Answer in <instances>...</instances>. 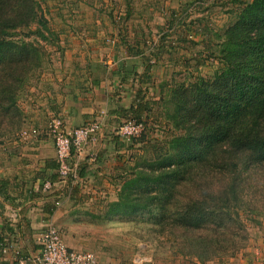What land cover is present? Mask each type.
<instances>
[{
    "label": "rangeland",
    "instance_id": "obj_1",
    "mask_svg": "<svg viewBox=\"0 0 264 264\" xmlns=\"http://www.w3.org/2000/svg\"><path fill=\"white\" fill-rule=\"evenodd\" d=\"M37 1V18L43 14L46 24L36 19L16 29L15 38L37 46L39 59L25 70L16 132L0 137V160L20 150L14 159H29L31 149L41 145L38 153L49 155L55 139L44 130L60 123L58 131L66 134L83 126L69 125L74 117L68 114L76 105L95 112L83 122L103 127L81 157L95 171L83 185L68 186L74 197L60 201L59 222H54L64 241L74 238V247L94 253L101 264H264V201L258 195L229 207L212 206L214 217L222 219L209 228L219 221L229 230L213 236L204 229L194 234L178 223L186 216L187 202L202 196L188 170L172 192L143 186L145 198L159 196L144 211H137L139 191L124 189L139 163V169L149 171L174 158L171 141L180 133L176 104H181V91L203 78L214 81L221 66L219 43L246 0ZM131 67L136 72L126 79L115 73ZM140 105L138 116L131 108ZM139 123L133 144L132 137L118 134ZM98 150L105 154L100 162ZM91 151L98 155L92 163ZM209 170L211 175L218 171L213 165ZM208 177L216 190L220 180ZM234 239L239 244L232 248Z\"/></svg>",
    "mask_w": 264,
    "mask_h": 264
},
{
    "label": "trees",
    "instance_id": "obj_2",
    "mask_svg": "<svg viewBox=\"0 0 264 264\" xmlns=\"http://www.w3.org/2000/svg\"><path fill=\"white\" fill-rule=\"evenodd\" d=\"M244 2L245 6L219 43L221 66L214 74V81L203 78L181 91V104H176V129L180 133L171 141L174 151L171 157L174 158L157 166L153 164L149 171L139 169L142 166L139 163L134 168L135 173L124 182L125 191H139L137 211H144L152 207L154 204L149 205L150 202H157L159 196L153 194L145 198L141 191L143 186L160 185L163 192H172L184 179L186 170L191 176L195 175L202 196L186 203V216L178 222L194 234L203 229L213 236L229 233L219 221L209 228L213 220L222 219L214 217L212 206L229 207L250 194L264 201V0ZM39 9L37 0H0V137L16 132L13 123L20 115L17 97L26 78L25 70L39 59V48L16 39L15 30L36 19L46 24L43 14L37 18ZM121 68L115 73L123 75V79L136 72L135 67L126 71ZM135 109L131 108L140 116L141 105ZM48 131L44 130L46 136ZM134 139L132 137V144ZM56 164L59 181L57 156ZM212 165L218 170L215 175L209 170ZM85 171L86 168H80L81 177ZM208 173L220 180L216 190L217 184L209 182ZM227 213L232 220V212ZM238 244L239 239H234L228 246L235 248Z\"/></svg>",
    "mask_w": 264,
    "mask_h": 264
},
{
    "label": "crops",
    "instance_id": "obj_3",
    "mask_svg": "<svg viewBox=\"0 0 264 264\" xmlns=\"http://www.w3.org/2000/svg\"><path fill=\"white\" fill-rule=\"evenodd\" d=\"M77 99L78 97H75V100ZM78 106L81 105H76V109L73 108V111L71 110L68 114L69 117H74V124L70 123L72 120L69 119L70 122L67 120L71 126L85 124L86 122L83 121L95 116L93 110H82ZM72 112L75 113L72 114ZM108 114L112 115L111 111ZM42 146L31 149L33 155L29 159H14L13 156L23 153L20 150V152L10 151L9 157L0 160V243L5 244L3 248H0V264H34L30 261L21 263V260L38 251L39 237L45 230V225L50 221L59 222L58 216L62 207L60 201L64 203L74 197L73 192H69L68 189L72 182L66 183L56 179L55 145L49 155L38 153L43 149ZM24 150L26 151L25 148ZM99 153L98 162L105 157L101 151ZM87 163L84 160L81 168H86L85 175L75 184L83 185L88 175L95 171L90 169ZM49 180L57 181L55 189L44 191L43 184ZM70 239L74 238H68L69 244L66 241L65 243L71 249L86 251L74 247V244L77 246L78 244L72 243Z\"/></svg>",
    "mask_w": 264,
    "mask_h": 264
},
{
    "label": "built area",
    "instance_id": "obj_4",
    "mask_svg": "<svg viewBox=\"0 0 264 264\" xmlns=\"http://www.w3.org/2000/svg\"><path fill=\"white\" fill-rule=\"evenodd\" d=\"M140 124L121 128L118 134L126 136V138L135 137L136 133L139 132ZM60 125V123H53L48 129V134L55 139L57 162L59 163V181L77 182L82 179L79 170L81 157L85 156V145L88 141L97 140V133L101 131L103 125L90 122L72 129L66 134L63 131H58L61 128ZM87 156L90 163L95 162L98 158L94 151H91ZM55 186L56 183L49 180L43 184L42 188L44 191H50L54 190ZM63 240L57 226L51 221L48 222L39 237L40 248L32 256L23 258L21 263L30 261L34 264H101L94 253L71 249ZM3 245L5 244L0 243V248H3Z\"/></svg>",
    "mask_w": 264,
    "mask_h": 264
}]
</instances>
